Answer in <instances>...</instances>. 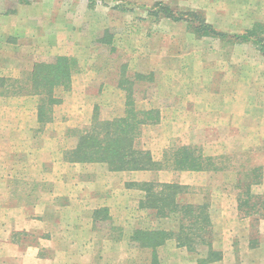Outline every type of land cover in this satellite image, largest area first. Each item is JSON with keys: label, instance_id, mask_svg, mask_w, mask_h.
I'll return each mask as SVG.
<instances>
[{"label": "rangeland", "instance_id": "rangeland-1", "mask_svg": "<svg viewBox=\"0 0 264 264\" xmlns=\"http://www.w3.org/2000/svg\"><path fill=\"white\" fill-rule=\"evenodd\" d=\"M0 1L6 12H13L34 0ZM57 1V12L44 9L28 23V37L40 40L34 50L26 57L9 53L10 64L0 66V71L5 69L0 89L7 96L1 120L35 124L34 147L41 148L46 159H54L57 171L77 172L83 165L85 175H99L106 194L101 193V199L106 204L116 199L123 209L93 211L94 220L106 228L104 234L115 226L124 236L137 228L174 230L173 223L154 221L150 211L139 209L144 195L133 185L175 183L193 192L179 198L210 205L213 248L220 252V260L211 264H264V217L238 211L242 191L236 188L237 172L258 168L254 172L259 183L248 188L250 198L240 197L249 205L255 202L251 195L258 196L264 209V55L252 42H264V0ZM241 35L251 40L236 38ZM7 39L16 42L13 36ZM56 56L73 59L71 86L55 92L60 102L48 112L50 120L41 124L37 110L31 114L38 98L13 94L18 88L30 89L25 78L35 64ZM128 96L135 109L157 112L153 120L158 121L142 128L139 142L162 170L118 172V179L106 165L72 163L68 153L77 142L72 131L89 126L94 117H123ZM19 107L21 119L15 110ZM180 148L196 149L197 155L224 171H174L173 158ZM46 164L44 169H49ZM91 191L101 192L97 186ZM128 245L123 246V264H158L159 247L152 252ZM200 257L182 249L166 264H200ZM107 264H113L112 257Z\"/></svg>", "mask_w": 264, "mask_h": 264}, {"label": "crops", "instance_id": "crops-1", "mask_svg": "<svg viewBox=\"0 0 264 264\" xmlns=\"http://www.w3.org/2000/svg\"><path fill=\"white\" fill-rule=\"evenodd\" d=\"M58 4L57 0H34L6 12L0 1V66L10 64L6 59L9 53L26 57L34 50L40 40L28 37V23L44 9L57 12ZM8 36L16 42H8ZM2 71L5 69L0 74ZM0 90L1 117L7 96ZM22 109H15L19 119ZM34 113L36 108L31 114ZM36 129L35 124L6 123L0 118V264H107L111 257L113 264H123L122 250L123 246L129 247L130 236H124L117 226L115 233L104 234L106 228H101L93 215L100 209L122 211L119 202L115 199L113 204H106L101 199L104 186L98 183L99 175H85L83 165L77 172L57 171L54 159H46L42 149L34 147L38 141L33 135ZM45 164L49 169H44ZM94 186L100 195L91 191ZM235 227L234 224L231 229ZM180 250L174 242L167 241L156 250V261L172 263Z\"/></svg>", "mask_w": 264, "mask_h": 264}, {"label": "trees", "instance_id": "trees-1", "mask_svg": "<svg viewBox=\"0 0 264 264\" xmlns=\"http://www.w3.org/2000/svg\"><path fill=\"white\" fill-rule=\"evenodd\" d=\"M161 11L169 17H173L169 10L162 9ZM236 38L245 41L251 40L249 35L236 36ZM252 42L264 55V42L262 40H252ZM72 60L69 57L56 56L51 62L35 64L32 72L27 73L25 78V87L29 85L30 89L26 87V92H22L18 88L19 92L13 94V96L26 95L38 98L36 110L37 118L41 124L50 120L48 112L60 102L57 100L55 92L70 90L74 71ZM156 114L157 112L154 110L135 109L132 106L131 97L128 96L123 117L112 120H99L94 117L89 126L72 131L71 137L75 138L77 142L75 149L68 153L71 162L102 164L106 165L110 172L116 173L161 171L163 166L160 162L154 161L150 152L144 151L139 142L142 128L158 121L153 120L156 119ZM197 154L196 149H178L173 158L172 169L196 172L224 171L223 168L215 166L216 162L210 164L209 159L207 161ZM254 171L257 172L258 168L237 172L236 188L242 191L238 193V211L246 213L247 217L254 213L258 219H261L264 217V209H262L259 197L251 195L252 198L255 197V202H251L249 205L243 204L240 197L243 195V197L250 198L248 188L254 183H259L256 181L257 176L255 175L257 174ZM133 187L144 195L139 202V209L150 211L148 216L152 215L154 221L171 222L176 227L174 230L137 228L129 237L130 243L136 244V247L140 249L153 252L167 241L173 240L177 248L185 249L197 257L203 255L204 258L200 264H211L220 260V252L213 248L215 232L208 202L194 204L185 201L184 197L179 198L193 194V192L191 188L175 183L161 184L152 181L134 184Z\"/></svg>", "mask_w": 264, "mask_h": 264}]
</instances>
